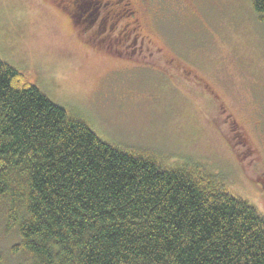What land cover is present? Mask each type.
Returning a JSON list of instances; mask_svg holds the SVG:
<instances>
[{"label": "rangeland", "instance_id": "rangeland-1", "mask_svg": "<svg viewBox=\"0 0 264 264\" xmlns=\"http://www.w3.org/2000/svg\"><path fill=\"white\" fill-rule=\"evenodd\" d=\"M133 1L163 49L151 58L87 43L49 0H0V57L103 140L198 164L264 214V23L250 0ZM19 241L0 211V264L26 260Z\"/></svg>", "mask_w": 264, "mask_h": 264}, {"label": "trees", "instance_id": "trees-1", "mask_svg": "<svg viewBox=\"0 0 264 264\" xmlns=\"http://www.w3.org/2000/svg\"><path fill=\"white\" fill-rule=\"evenodd\" d=\"M0 211L19 264H264V214L216 174L103 140L1 57Z\"/></svg>", "mask_w": 264, "mask_h": 264}, {"label": "flooded vegetation", "instance_id": "flooded-vegetation-1", "mask_svg": "<svg viewBox=\"0 0 264 264\" xmlns=\"http://www.w3.org/2000/svg\"><path fill=\"white\" fill-rule=\"evenodd\" d=\"M49 1L60 9L87 43L99 42L101 48L108 52L112 49L111 45L115 44L117 55L130 59L136 58L134 55L148 59L154 53L163 52L160 47L153 49L151 39L142 33L143 24L137 16L140 11L133 0ZM142 1L152 8V0ZM168 58L173 63L174 58Z\"/></svg>", "mask_w": 264, "mask_h": 264}]
</instances>
